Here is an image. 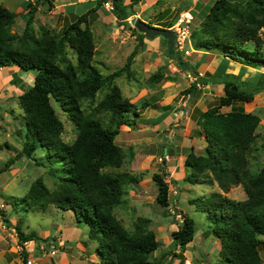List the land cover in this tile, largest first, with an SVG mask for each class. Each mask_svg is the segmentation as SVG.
I'll return each mask as SVG.
<instances>
[{
    "label": "trees",
    "instance_id": "1",
    "mask_svg": "<svg viewBox=\"0 0 264 264\" xmlns=\"http://www.w3.org/2000/svg\"><path fill=\"white\" fill-rule=\"evenodd\" d=\"M62 1L66 12L72 5H69V0ZM143 1L88 0V4H95L88 13L71 22L66 19L60 31L44 29L38 37L32 33L38 8L46 7L51 11L56 7V0H25L19 14L0 6V70L17 66L32 74L34 80L33 85L19 96L26 130L23 149L0 168V176L17 158L26 157L32 161L38 151L43 152L47 166L51 165L50 175L59 183L51 191L39 177L23 202L28 203L29 208L33 205L44 209L55 205L58 209L73 212L77 223L87 226L89 239L97 243L101 264H157L150 256L160 247L154 232L147 231L141 224L135 233L130 234L114 215V209L126 195L125 186L130 181H137L127 173L119 172L125 151L117 145L116 138L122 125L135 128L140 124V119H136L139 113L131 102L122 98L117 87L112 88V92L99 104L100 110L112 114L110 123L99 119L98 111L89 115L79 107L80 99L94 100L106 84H112L124 72H129L139 53L136 48L125 67L103 77L93 65L96 46L90 16L98 10L106 14L105 3L111 2L113 15L118 23H124ZM194 16L199 24L193 26L194 20L191 24L192 47L198 51L219 53L227 61L222 71L218 69L210 76L213 81L224 85V95L210 109L200 111L198 116L200 130L194 134L205 140V153L187 149L184 164L185 181L189 185H206L212 190L217 184L221 192L210 191L189 203L206 214L211 234L220 241L221 262L263 264L260 253L264 249V167L257 173L250 169V155L258 138L261 118L238 105L252 103L257 91L263 88L247 91L249 83L253 85V79L243 81L244 71L238 75L226 72L229 61L255 69L264 68V0H213L211 5H206ZM17 17L26 23L25 34L19 38L11 33ZM178 17L167 25H158L169 29ZM139 36L141 42L147 38L141 33ZM18 40L31 45L27 44L24 50L16 49L13 44ZM68 47L75 51L76 65L69 58ZM179 56L181 62L175 61L179 69L199 74L182 59L180 53ZM256 56L260 58L256 59ZM167 66L166 63L150 78L152 85L168 80L164 75ZM260 76L264 78V74ZM210 78L204 75L199 82L208 85L213 82L209 81ZM199 89L192 84L184 95H191ZM53 100L76 124L78 134L73 143H67L63 138L65 124L53 107ZM150 106L153 107L144 102L141 108ZM224 107L231 110L224 113L221 111ZM170 109L165 107L167 115ZM129 155L132 159L134 154L130 152ZM45 160L38 164L47 167ZM153 180L158 188L156 201L164 207L167 215L171 206L167 174L156 173ZM239 186L244 189L245 200L227 196L231 189ZM0 213L5 217L2 211ZM182 217L183 224L172 234L174 247L181 251L177 255L179 264H185L184 253L194 243L197 232L195 220L189 215L182 214ZM6 222L12 224L8 220ZM20 224L15 225L20 245L34 242L37 236L25 234ZM24 252L26 257L27 251Z\"/></svg>",
    "mask_w": 264,
    "mask_h": 264
},
{
    "label": "rangeland",
    "instance_id": "2",
    "mask_svg": "<svg viewBox=\"0 0 264 264\" xmlns=\"http://www.w3.org/2000/svg\"><path fill=\"white\" fill-rule=\"evenodd\" d=\"M24 1L0 0V6L19 14L22 12ZM31 1L35 2V0ZM69 1L72 2V6L70 9L67 8L66 12L63 10L62 4H64V1L62 0H56V7L51 11L46 7H39L32 33L38 37L44 29L60 31L67 20L71 22L78 16L88 13L95 6L93 3H82L81 0ZM212 2L213 0H145L132 10L135 14L124 23H118L112 11H108L112 7V3L108 2L106 3L107 7L104 6L106 14L100 10V13H93L90 16V25L96 46L93 65L103 77H107L125 67L130 54L136 48L139 49L138 55L130 65L129 72H124L112 84H106L96 94L94 100L90 98L80 99L79 107L81 111L89 115L98 111L96 115L99 119L110 123L113 118L112 114L108 113L107 110H100L102 108L99 104L112 92V88L117 87L122 98L131 102L139 113L136 119H140V124L136 125L135 128L122 125L116 138L117 145L125 151L124 163L119 172L127 173L136 178L137 181H130L125 186V189H127L126 195L123 202L114 209V215L130 234L135 233L141 224L147 231L154 232L160 247L150 256V259L157 264H179L180 261L177 255L181 251L179 248L174 247L172 234L183 224L182 214L189 215L195 220L197 231L194 243L184 253L186 257L185 264L225 263L221 262L219 258L220 241L211 234V224L206 214L197 211L196 207L188 202L189 198L197 199L211 193L212 190H207L211 187L206 185L193 186L186 183L185 187L179 188L172 179L167 178L168 181L171 180L169 182L171 188L170 201L173 204V200L177 199L176 206L179 212L172 213L169 209L170 212L166 215L164 207L156 201L158 188L153 180V175L156 173L167 174L164 163L168 162L170 157H163V155H166L171 148L168 144L170 136L174 137V134L193 135L196 131L198 132L200 129L196 120L199 112L214 106L216 101L224 95V87L219 85L211 90H205L208 94L212 93V90L214 94H218H216L217 97L210 96L215 97L214 101L209 98L204 101L203 106L200 105L201 107L193 102V95L191 100L188 99L189 102H181L183 101L184 91L190 83L189 80L183 75V71H179L176 62L168 56L167 44H165L163 38L159 37L162 41L159 49L156 50L151 46L150 50L146 51L143 48L144 42L140 41L141 38L135 28V23L137 20H141L150 26L156 24L164 26L172 22L182 12L191 11L192 15L198 14L206 5H211ZM129 20L133 21L132 25ZM198 24L199 20L195 19L193 26L196 27ZM25 30V21L21 17H17L11 28L12 35L19 38L25 34ZM262 37L264 38V32H262ZM27 44L31 45V43ZM27 44L25 41L18 40L13 46L16 49L24 50ZM187 48L191 49L188 43ZM67 52L73 64L76 65L75 51L68 47ZM191 52L189 56L180 53L185 62L189 63L197 57L195 52L194 54H191ZM205 52L215 53L212 51ZM177 54L179 55L178 52ZM255 58L258 59L260 56ZM166 63L168 66L164 70V75L168 80L161 81L156 86L152 85L150 78ZM20 70L18 68L23 78H20L21 76L18 74L14 75L11 82L14 90L12 88L9 91L7 90L8 87H4L3 94L6 98L0 99V168H3L10 158L20 153L24 146L25 117L17 95L26 92L33 85L34 80L27 75L30 73L21 72ZM249 72V76L253 79L251 80L253 85L249 83L246 90L257 87L263 89L257 91L258 94L252 103H238V105L243 106L247 112L257 114L261 118L257 130L258 138L250 155V169L252 173H257L264 167V78L257 72L251 70ZM205 76L210 78L212 74H206ZM209 81L213 80L210 78ZM144 102L153 105V107L142 109L141 105ZM52 104L65 124L63 134L65 142L73 143L78 134L76 124L71 120L68 113L60 108L58 103L53 100ZM165 107L172 108L170 111L176 108V111L172 113V121L165 123V127L157 126L154 118H150L153 121L147 118L152 111L162 110ZM193 108L196 109L192 111ZM230 110L231 108L224 107L221 111L227 113ZM130 152L134 154L132 159L129 155ZM171 153L173 154L172 149ZM198 154L203 153L198 152ZM161 157H163V160ZM44 160V153L41 151L35 154V159L32 161L26 157L17 158L8 168L9 170L0 176V205L4 204L5 206L1 210L5 217L0 213V264H27L29 259L33 261L32 264H101L97 243L89 239L87 226L78 224L73 212L58 209L55 205H49L44 209L32 207L33 205L29 208L28 203L23 202L31 185L39 177L44 179L45 184L51 191H54L59 183L58 179L50 175L51 165L47 166L46 160L44 164L47 167L38 164ZM233 189L227 194L228 197L238 201L246 199V194L241 186ZM214 191L221 192L218 186H215ZM177 214L181 215V219L176 217ZM6 220L12 223V226ZM19 222H21L20 227L25 234H35L37 236L33 242V248L27 250L26 257L23 254L25 252L19 246V235L15 231V225H18ZM53 243L58 246L59 251L55 256H49L47 252L50 246L54 245ZM42 246L48 248L45 255L40 252ZM260 255L264 264V249H261Z\"/></svg>",
    "mask_w": 264,
    "mask_h": 264
},
{
    "label": "crops",
    "instance_id": "3",
    "mask_svg": "<svg viewBox=\"0 0 264 264\" xmlns=\"http://www.w3.org/2000/svg\"><path fill=\"white\" fill-rule=\"evenodd\" d=\"M80 2L84 3V2H88V0H81ZM69 3H70L69 5H72V2H69ZM92 3H94V2H92ZM62 6L64 8L66 7L65 4H62ZM98 13H100V10H98L97 14ZM153 26L154 27H160L158 24L153 25ZM143 42H144L143 43V48L146 51L147 50L149 51L151 46H153V48H155L157 50V49H159V46H161V44H162L161 38H159V37L155 38L153 40L145 38L143 40ZM194 52H195L197 57L194 60H192L191 62H189V63L193 67L194 70L198 71L199 73H203L204 75H206V74H214L215 72H217L218 69L222 71L223 68H224V64L226 63L225 61H227V60H225L223 55H221L219 53H216V52L215 53H208V52L194 50V48H193V51L191 52V54H194ZM18 68L19 67H17V66H13V67L4 68V69L0 70V91H1L0 94H2L0 99L6 98V96L3 94L4 91H5L4 87H8L7 90H9V91L13 88L12 85H11V82L14 79V75L18 74L19 76H21L20 78H23L21 73L18 71ZM203 68H204V70H203ZM19 70H20V68H19ZM180 70L181 69H179V71ZM249 70H251L252 72H257V74H259V75L264 74V68L255 69V68L243 66L242 64H238V63H236L234 61H229V67H228L226 73L227 74L238 75L241 71H244L243 81H248V80L252 79V77L249 76L250 75ZM20 71L22 72V70H20ZM182 73H183V75H185V77L187 76L186 75L187 74L186 71H183ZM27 75L32 77V74H27ZM219 85H222V84H220L218 82H215V81H213L209 86L203 85L201 89H199L197 92H194L193 94H191V96L193 95V102L196 103L198 106H200V105L203 106L204 101L205 100L207 101L209 98H211V100L213 99L212 101H214L215 97L212 98L210 96H216L217 97L216 94H218V93L214 94V92L212 90V93L208 94V93H206L205 90H211L214 87H217ZM190 86L191 85L189 83L187 89ZM222 86L224 87V85H222ZM206 87H208V88H206ZM13 90H14V88H13ZM9 91H8V93H9ZM20 95H17V97H19ZM191 98H190V100H191ZM197 105H196V107H197ZM175 109L171 110L168 113V115H167V113L165 111V108H162V110H154V111H152L151 113L148 114L147 118L149 120H152V121H153V119H150V118H154V122L157 123V126L161 125L162 127H165V123H168V121H172V117H173L172 113L174 111H176ZM195 109L196 108H193L192 111H194ZM207 110H205V111H207ZM205 111L202 110L201 112H205ZM165 115H167V116L165 117ZM197 122H198V118L196 120V123ZM176 125L178 126V124H176ZM170 140L168 141L169 143L168 142L167 143L171 146V148H170V150H168V153L163 156V157H165V156H169L170 157L169 161L164 163V167L166 168L165 171L167 173V178L168 179H172L174 181V183L177 185V187L183 188V187L186 186V183H187L184 180L185 177H186V170H185V165H184L185 164V160H186L185 150L192 148L197 153L201 152V153L204 154L205 153L206 142H205V140L203 138L197 137L195 134H193V135H190V134H187V135L174 134V137L170 136ZM171 149L173 150V154L171 153ZM163 157H161V158H163ZM170 181L171 180H169L168 182H170ZM187 185H189V184H187ZM215 186H217V184ZM241 188H243V187L241 186ZM214 189H215V187H213L212 191ZM207 190H209V189H207ZM190 200L191 199L189 198L188 202ZM170 202H171V206H170L169 209H171V212L172 213L173 212H179V209L176 206L177 199L175 198L173 200V204H172V201H170Z\"/></svg>",
    "mask_w": 264,
    "mask_h": 264
},
{
    "label": "built area",
    "instance_id": "4",
    "mask_svg": "<svg viewBox=\"0 0 264 264\" xmlns=\"http://www.w3.org/2000/svg\"><path fill=\"white\" fill-rule=\"evenodd\" d=\"M111 9L113 10V6L108 10H111ZM193 20H194V15H192L191 11L182 12L179 15L177 22L173 25L172 28H170V30H172L176 34V52L182 53L185 56H189V53L193 51L192 40H191L192 39L191 24ZM129 22L132 25L133 21L130 20ZM187 43L191 46V49L187 48ZM186 75H187L186 76L187 79L190 82V85L196 84L198 88H202L203 85L199 82V79L204 76L203 73H199L198 75H195L194 73L187 72ZM189 98H191V95H183L182 96L183 101L181 102H187L190 100ZM4 207H5L4 204L0 205V212ZM176 217L178 219H181L180 214H177ZM19 246L21 247V249H23L22 251L24 250L27 251L33 248V242L28 241V242H25L23 245H19ZM47 249H48L47 246L46 247L42 246L40 247V252L45 255L47 252ZM58 251H59L58 246L54 244L50 246L49 251L47 253L49 256H55ZM32 263L33 261L31 259L27 261V264H32Z\"/></svg>",
    "mask_w": 264,
    "mask_h": 264
},
{
    "label": "water",
    "instance_id": "5",
    "mask_svg": "<svg viewBox=\"0 0 264 264\" xmlns=\"http://www.w3.org/2000/svg\"><path fill=\"white\" fill-rule=\"evenodd\" d=\"M135 28L139 33L144 34L150 40L158 37L166 40L168 56L177 63L181 62V58L176 52V34L172 30L150 26L141 20L136 21Z\"/></svg>",
    "mask_w": 264,
    "mask_h": 264
},
{
    "label": "clouds",
    "instance_id": "6",
    "mask_svg": "<svg viewBox=\"0 0 264 264\" xmlns=\"http://www.w3.org/2000/svg\"><path fill=\"white\" fill-rule=\"evenodd\" d=\"M105 5H106V3H105ZM113 6V5H112ZM108 11H112V10H108Z\"/></svg>",
    "mask_w": 264,
    "mask_h": 264
}]
</instances>
